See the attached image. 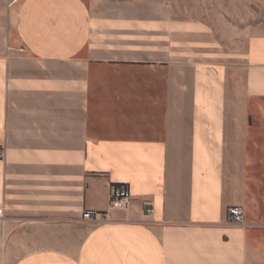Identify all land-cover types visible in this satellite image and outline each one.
<instances>
[{"label": "crops", "instance_id": "0c3cea01", "mask_svg": "<svg viewBox=\"0 0 264 264\" xmlns=\"http://www.w3.org/2000/svg\"><path fill=\"white\" fill-rule=\"evenodd\" d=\"M171 9L0 0L5 264H264V32Z\"/></svg>", "mask_w": 264, "mask_h": 264}, {"label": "rangeland", "instance_id": "374dc122", "mask_svg": "<svg viewBox=\"0 0 264 264\" xmlns=\"http://www.w3.org/2000/svg\"><path fill=\"white\" fill-rule=\"evenodd\" d=\"M165 2L172 12L205 21L214 29L264 32V0H145Z\"/></svg>", "mask_w": 264, "mask_h": 264}, {"label": "built area", "instance_id": "2783aa9c", "mask_svg": "<svg viewBox=\"0 0 264 264\" xmlns=\"http://www.w3.org/2000/svg\"><path fill=\"white\" fill-rule=\"evenodd\" d=\"M12 1H15V0H12ZM18 51L21 52L22 50L19 49ZM1 158H2V153L0 151V159ZM129 197H130L129 191L125 184L113 185L111 186L109 204L111 206H119V205L125 204L128 202ZM230 212H231V215L234 221L241 220V210L239 208H232ZM147 213L151 214L152 209L151 208L147 209ZM1 214H2V209L0 207V216ZM82 218L91 219L92 216L89 212H83ZM0 264H5L2 244H0Z\"/></svg>", "mask_w": 264, "mask_h": 264}]
</instances>
